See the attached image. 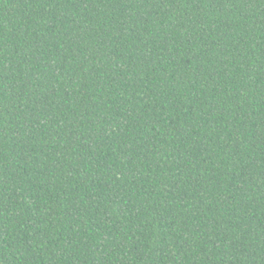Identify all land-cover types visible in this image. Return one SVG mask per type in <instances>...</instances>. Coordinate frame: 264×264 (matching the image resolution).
<instances>
[{"label":"trees","instance_id":"trees-1","mask_svg":"<svg viewBox=\"0 0 264 264\" xmlns=\"http://www.w3.org/2000/svg\"><path fill=\"white\" fill-rule=\"evenodd\" d=\"M0 264H264V0H0Z\"/></svg>","mask_w":264,"mask_h":264}]
</instances>
